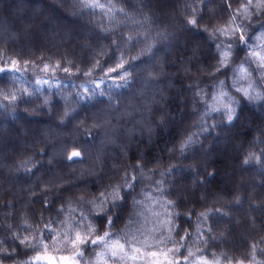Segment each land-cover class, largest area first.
I'll return each instance as SVG.
<instances>
[{
  "label": "clouds",
  "instance_id": "obj_1",
  "mask_svg": "<svg viewBox=\"0 0 264 264\" xmlns=\"http://www.w3.org/2000/svg\"><path fill=\"white\" fill-rule=\"evenodd\" d=\"M0 264H264V0H0Z\"/></svg>",
  "mask_w": 264,
  "mask_h": 264
}]
</instances>
